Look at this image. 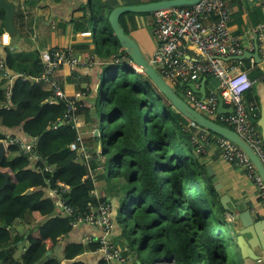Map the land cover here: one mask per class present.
I'll return each mask as SVG.
<instances>
[{"label": "trees", "instance_id": "trees-1", "mask_svg": "<svg viewBox=\"0 0 264 264\" xmlns=\"http://www.w3.org/2000/svg\"><path fill=\"white\" fill-rule=\"evenodd\" d=\"M98 5L83 10V21L95 28L98 54L106 62L105 93L100 92L93 115L86 117L92 123L88 130H98L97 136L83 138L90 156L87 164L68 148L80 130L64 118L66 101L50 103V85L34 80L41 71L40 61L28 70L17 69L12 54L3 49V69L15 78L10 83L0 68V127L21 129L35 145L29 154L16 144L8 145L0 165V172L8 176L0 190V264H85L79 257L99 251V238L61 243L74 230V217L89 214L103 202L110 205L114 227L120 232L111 242L124 243L128 258L136 243L138 251H148L156 263L230 264L228 242L212 220L184 147L194 136L190 121L146 76L129 66L130 59ZM3 17L0 10V22ZM183 88L179 83L175 92L180 96ZM80 102L74 101L72 113L78 119ZM4 134L0 131V140ZM206 135L218 138L209 131ZM4 181L0 174V187ZM60 185L66 187L61 198L74 209L73 217L60 215L55 200L47 196ZM207 187L218 201L212 185ZM99 264L110 263L100 258Z\"/></svg>", "mask_w": 264, "mask_h": 264}, {"label": "built area", "instance_id": "built-area-1", "mask_svg": "<svg viewBox=\"0 0 264 264\" xmlns=\"http://www.w3.org/2000/svg\"><path fill=\"white\" fill-rule=\"evenodd\" d=\"M239 1L257 5L262 13V22L250 31L255 44L251 43L245 46L242 37L231 32L227 0H199L193 6L173 7L151 14L152 33L157 45L150 63L174 91L179 83L184 87L181 93L182 99L184 98L191 108L207 118L217 119L222 126L236 132L264 166V142L254 123L256 108L247 105L243 97L244 93L251 88L252 83L245 70L242 69V61L237 59L245 52L253 53L254 51L264 57V0ZM188 46L194 47L197 53L196 57H189ZM80 62V58L75 57L70 50L57 49L41 52V71L34 78L35 81L50 85V103L58 100L66 101L68 110L64 118L76 130L79 129L80 121L72 113L76 111L74 101H78L77 97L65 96L54 80V73L62 67L75 69ZM128 64L136 72H139L131 60ZM0 68L3 69L2 63H0ZM3 71L4 76L11 82L14 78L4 69ZM206 76L215 79L218 87L216 92L212 91L204 99H201L189 85H195ZM9 92L7 89V97ZM218 96H221L225 109L232 110L231 113L219 114L217 112ZM201 130L202 135H194L191 139L199 153L204 152V145L208 140L205 137L206 131ZM0 142L4 144L5 149L8 145L16 144L25 154H29L35 145L34 140L23 141L8 135H5V139ZM217 145L222 159L242 169L245 176L257 186L259 197L264 205V184L246 154L235 144L221 137L217 138ZM68 148L76 152L85 164L90 160L89 154L84 149L81 133ZM45 170L49 171L50 168L46 167ZM63 193H66V187L62 185L52 191V194L58 198L60 215L73 217L75 211L62 200L61 194ZM71 224L73 228L85 224L101 231L102 236L98 239V243L104 261L110 264H126L129 259L124 255L126 249L113 244L109 238L113 232L114 224L108 203H100L95 210L83 217H74Z\"/></svg>", "mask_w": 264, "mask_h": 264}, {"label": "crops", "instance_id": "crops-1", "mask_svg": "<svg viewBox=\"0 0 264 264\" xmlns=\"http://www.w3.org/2000/svg\"><path fill=\"white\" fill-rule=\"evenodd\" d=\"M7 1L16 6L12 21L14 34H7L2 26V22H0V28L2 30V35L0 37V63H2V60L5 58L3 49H7L10 54H12L16 63L15 67L21 70L30 69L35 60L40 61V54L44 51H54L57 49L70 50L75 57L80 58L81 62L75 69L62 67L55 72L54 80L60 86L65 96L69 98L77 97L76 99L81 101L80 107L82 111L79 119V130L84 141L89 139V133L91 132L94 134L96 129L92 131L88 130V126L92 125V123L88 122L86 117L87 115L92 116L94 113L97 97L100 94V86L104 81L103 70L106 62L98 54L95 40V28L93 26L88 27L86 21H83L84 8L90 4L98 3L100 5H98L100 7V12L106 17L116 7L149 4L161 0ZM227 2L230 10V30L233 34L240 35L244 45L248 46L254 42L250 35V31L262 22V13L259 7L254 4H246L239 0H227ZM122 28L126 30L127 34L137 43L144 57L150 61L157 45L152 33V15H125ZM5 34H7L9 38L7 42L3 39ZM188 55L192 58L197 56L194 47L188 46ZM259 58L260 62L254 59H245L242 61V69L245 70L252 83L251 88L244 93L243 97L247 105L256 108L254 123L264 142L262 138V129L258 125L261 104L264 102V57L259 56ZM11 73L13 72L10 71V74ZM11 76L15 78L14 75ZM202 79H205V95L212 91H217L218 83L215 79L207 78L206 80L205 77ZM13 80L11 82H13ZM201 80L195 84L196 90L200 89ZM7 85L5 87L9 89L10 86ZM181 93L182 91L179 90V94ZM197 95L201 97V94L198 93ZM189 128L190 132L192 130L193 135L200 136L203 134L202 130L196 126L191 125ZM0 131H5L8 136L15 134L18 139L23 141H30L25 137L21 129L5 130L0 127ZM205 137H207V135H205ZM207 138V144L204 145L203 153H199L196 150L197 147L192 141L189 142L193 147L192 155L196 163L194 169L198 174L201 192L202 183L212 185V187H214V185H219V192H215L218 194L219 198L225 195L230 199V207L234 208L236 214L248 211L253 222L264 221V205L259 197L257 186L245 176L242 169L222 159L216 138ZM99 149L100 147L97 148L98 151ZM96 189L97 194L99 188L97 187ZM47 196L53 198L58 206L57 196L53 195L51 192H47ZM112 205L114 204L112 203ZM216 205L220 208L219 200L216 201ZM221 210L225 217V221L232 226L230 214L223 209ZM218 227L220 228V226ZM238 229L237 226L234 228L235 231H238ZM119 235L120 232L115 226L109 238L112 241ZM101 236L102 233L98 229L80 224L74 227V230L62 240L61 244L64 246L68 243L82 241L85 238L87 240L91 237L100 238ZM115 244L124 247V249H128L125 247L124 243L116 241ZM255 252L260 253L259 250ZM100 258H102L100 251L84 253L79 257L85 264H99ZM128 261L127 264H135L134 261H136V259L133 260L130 254Z\"/></svg>", "mask_w": 264, "mask_h": 264}, {"label": "water", "instance_id": "water-1", "mask_svg": "<svg viewBox=\"0 0 264 264\" xmlns=\"http://www.w3.org/2000/svg\"><path fill=\"white\" fill-rule=\"evenodd\" d=\"M38 2V0H32ZM199 0H161L154 3L142 4V5H132V6H120L114 8L107 16L106 20L111 27L119 46L121 47L124 54L133 62L136 68L146 76L151 83L156 87L157 92L163 96L170 105L179 112L182 116L190 121V123L196 125L197 127L209 131L210 133L226 139L227 141L235 144L239 147L248 157L250 162L253 164L258 176L264 184V166L251 150V148L239 137V135L233 130L222 126L213 120L203 116L198 111L191 108L158 74L156 69L152 66L150 61L144 57L137 43L125 33V30L120 24V18L124 15L129 14H152L154 12L165 10L173 7L181 6H193L198 3ZM0 10L3 11L4 17L2 20V26L4 30L9 35L14 34L13 28V17L15 14L16 6L13 3H9L7 0H0ZM238 60L243 61L245 59H254L260 62L259 55L257 51L254 53L245 52L242 56L237 57ZM205 79L201 80L200 89L196 90L194 84H190L189 87L195 92L201 94V99H204ZM217 112L219 114H229L232 112L230 109H225L223 105V100L221 96H218V106ZM61 125V124H60ZM258 125L262 129V138L264 140V102L261 104L260 120ZM98 135V130L94 131V136ZM5 147L2 142H0V165L4 160ZM5 181L0 187L3 190L7 185L8 176L1 173ZM214 190L219 192L220 186L214 185ZM220 208L227 211L232 218V230L230 231V237L234 241L240 259L243 264H264V221L253 222L248 211H244L240 214H236L234 208H231L230 199L222 195L219 198ZM238 227V231L234 228ZM230 229V228H229ZM260 251L256 253L255 251ZM47 252L46 255H49ZM141 264V263H138Z\"/></svg>", "mask_w": 264, "mask_h": 264}, {"label": "rangeland", "instance_id": "rangeland-1", "mask_svg": "<svg viewBox=\"0 0 264 264\" xmlns=\"http://www.w3.org/2000/svg\"><path fill=\"white\" fill-rule=\"evenodd\" d=\"M108 78H109V76L107 77V80H108ZM105 89H106V84L102 83L100 86L101 95H104ZM180 97L182 98L181 94H180ZM183 100H184V98H183ZM101 111H104V109H101ZM143 123H144V121H143ZM92 135L93 134L90 132L88 137L91 138ZM184 147H185L186 152L189 153V155L191 156V158L193 160L192 161L193 166L195 168L196 163H195L193 155H192L193 147L188 142H185ZM159 173H160V170L157 172V174H159ZM202 193H203L204 197L207 199L209 209L212 211L213 222L215 224H217L218 226H220L222 233L228 242L229 263L230 264H240V256L238 254V251L236 249L234 241L230 237L231 234H230L229 230L233 231V229H232V227H230V224H228L225 221V217L222 213V210L216 205V200H214L211 197L209 189L205 183H202ZM138 247H139L138 244L134 243L131 257H133V260L136 259V261H134L135 264H138V263H142V264H164V263L158 262V261H157V263L154 262V260L151 257H149L148 251H142V252L138 251ZM122 248H124V247H122ZM167 264H173V262L170 261V263L168 262Z\"/></svg>", "mask_w": 264, "mask_h": 264}, {"label": "clouds", "instance_id": "clouds-1", "mask_svg": "<svg viewBox=\"0 0 264 264\" xmlns=\"http://www.w3.org/2000/svg\"><path fill=\"white\" fill-rule=\"evenodd\" d=\"M3 39H4L5 42L8 41L9 38H8L7 34L4 35ZM103 83H105V82L103 81Z\"/></svg>", "mask_w": 264, "mask_h": 264}]
</instances>
